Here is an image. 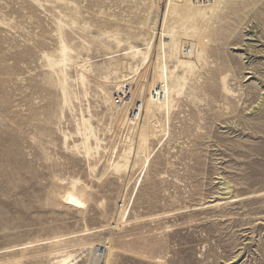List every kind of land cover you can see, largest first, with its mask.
<instances>
[{
    "label": "rangeland",
    "instance_id": "rangeland-1",
    "mask_svg": "<svg viewBox=\"0 0 264 264\" xmlns=\"http://www.w3.org/2000/svg\"><path fill=\"white\" fill-rule=\"evenodd\" d=\"M37 1L0 0V264H53L62 253L71 264H264V21L256 16L263 1L221 0L209 22L189 13L179 19L177 0ZM104 31L118 32L123 46ZM60 32L74 51L70 107L62 106L47 60ZM168 33L175 43L196 39L204 60L177 69L182 91L171 94L170 111L149 118L139 154V125L126 142L127 129L111 118V97L141 58L108 57L150 40L144 79H131L135 98L145 99ZM169 45H162L168 70L178 66ZM84 60L85 89L75 66ZM226 74L237 98L222 92ZM81 115L99 141L96 151L89 140L87 156L76 135ZM64 136L71 138L65 145ZM122 158L127 168L116 171ZM74 180L90 190L83 212L58 199Z\"/></svg>",
    "mask_w": 264,
    "mask_h": 264
},
{
    "label": "bare ground",
    "instance_id": "bare-ground-1",
    "mask_svg": "<svg viewBox=\"0 0 264 264\" xmlns=\"http://www.w3.org/2000/svg\"><path fill=\"white\" fill-rule=\"evenodd\" d=\"M252 1H255V0H251V2ZM261 1H263V5H262L263 8L262 9L264 10V0H261ZM33 2H35V1H33ZM36 2H38V1L36 0ZM177 2L178 3L176 5V8H174V9H181L180 11L178 10V12H177V14H178L177 16L179 19L186 18L187 14L189 13L193 17V19L197 18V19H200L201 21L210 20V17H212L214 14H217L216 12L223 9V6H224L223 4H221V0H212V1H209V3H205V2L201 3V2H199V0H177ZM168 9H169V7L167 8V11L165 13L166 15H165L163 22H162V25H161L162 26L161 28H163V29L161 31H159L161 36L164 35L165 30L169 29L167 27L168 26L167 15H168V13L170 15H172V14L170 13L171 9H169V10ZM208 13H211V15L208 16L207 15ZM189 16H187V17H189ZM256 16L260 17L261 20L264 21V11L263 12H257ZM58 22H60V21H58ZM58 24H59V31H61V24L57 23V25ZM75 24L76 23L72 22V26ZM229 26H230V29L231 28L236 29L235 25H229ZM145 31L146 32L148 31V35L154 34V32H155L154 30L149 29V28L146 29ZM200 32H201V28L197 27V28L193 29V33H194L195 37H196L195 34L196 33L198 34ZM102 34H103V35H101L102 37H104L108 40L112 39L113 41H115L118 48L119 47L121 48L123 46L121 44L123 42L119 41V33L118 32L104 31V32H102ZM168 35L170 36L171 39L167 40L166 44L161 43V38L159 39L158 49L160 50V52L156 56L157 61H156V66L153 70L154 75L152 77V81L151 82L149 81V83H146L145 85H143L144 90L147 89V94L145 96V99H141V97H139L140 99L135 98V96H137L138 93L135 94V92H132V90L134 88L132 86L131 79L134 78L135 76H136V80H138L139 82H141V80L144 79L143 74L145 73L144 72L145 67L148 66L149 61H150L149 52L152 50V43L150 42V40H147L145 42L146 47L143 49L142 48L138 49L137 47H135L131 44H127L129 46H128V50L125 53L119 54V55L114 54V56L112 55V56L108 57V60H111L112 58H114L116 56L122 55L125 58L128 55L134 61L141 58L138 65L132 68L133 76L130 77V76L124 75L122 80L114 85V90H113L112 97H111L112 107H113L112 109H115L114 113H111V115H112L111 118L116 121V123L119 127L123 126V127H125V129H127L126 130V132H127L126 142L131 143V138L135 135V133L137 131V126L139 125L138 127L140 128V130H139L140 133L137 135V138H138L137 139V143H138V145H137L138 149L137 150H138L139 154H143L146 151V146H145L147 143V141H146L147 140V128H146V126H147V123L149 122V118L151 116L155 117L156 111H163V112H167L168 110L170 111V106H169L170 99L169 98H170L171 94H173V93L178 94L180 91H182V83L185 80H184V76L179 77L177 75V72H178L177 69L179 67H181V68L185 67V68H188V70H192V69H195L199 66V63L202 59L204 60L203 54L198 50V46L200 45V43L197 42L196 39H194V38L188 39L190 42L189 43V42H187L188 40L185 37L186 35H183L182 39L178 43H175L172 40L171 35L169 33H168ZM216 37L222 38V35L220 36L218 34V35H216ZM99 38H100V36H99ZM65 43L66 42H64L63 33L60 32V36H59V46L60 47H58L59 49L57 51V54L55 56H50V58H48L47 56L46 57H47V60L50 62L51 71L53 72V74L57 75V77H58V83H59V88L61 89L62 102H63L62 106L70 107L71 103H72L70 101L72 95L69 94V90H71V89L68 88L69 77H68V74H66V72H67L66 70L68 68L69 63L73 61V57H71V56H72V54H74L73 53L74 51L71 49L70 46L66 45ZM168 44H170L169 46L173 47V49H170V55L175 56L176 60L178 62V66H175L173 69H169V70H168V67L166 64V60H165L166 54L162 50V45L165 47V46H168ZM188 45H189L190 49H189V51H188V49H185L184 52L189 53L186 55V54L182 53L181 50L183 49L184 46H188ZM108 50L110 51V48H108ZM143 50H145V51H143ZM115 52H118V51H112V53H115ZM52 58H54V59H52ZM87 64H88V60L87 61L84 60V65H81V66L75 65L77 68L76 74L78 75L77 76L78 77V83L80 84L79 86H81V88H83V89H85L84 86L86 84V77H85V75L79 73L78 71H84V68ZM120 65H121V69H124L125 62L121 61ZM152 66H153V64H152ZM248 66L251 68L253 73H257L258 68L253 66L252 60L249 62ZM228 76L229 75L226 74L224 76H221V78H219L220 79L219 83L221 84L222 92L226 96H234L237 98L238 94L233 89H231L227 83V81H228L227 77ZM237 78H238V76H237ZM242 78H243V76H241V79ZM155 81H156V84H159V85L154 88L153 84L155 83ZM172 83H174L175 86L172 85ZM126 85L129 86L127 89H126ZM176 88H178V90H176ZM99 89H101V88H99ZM119 92H121L123 94L122 96H124V97L123 98L119 97V100H118L119 102L117 103L114 100V95L119 93ZM104 95H106V94L104 93ZM159 95L162 96V99H163L162 101H159V99H158ZM73 98L76 101H78L77 97L74 96ZM105 103H106V106H108L107 100H105ZM138 105H139V107H138ZM261 106H264V101L261 104ZM259 107H260V105H259ZM135 113L137 115H135ZM163 114H165V113H163ZM167 118H168V116H167ZM141 120H142V125H140ZM153 126L156 130L158 129L156 122ZM76 130H77L76 135L81 139V141L79 142L81 144V147H79L78 144L75 145V147L78 146L80 149L83 148V152L86 154L85 156H87L89 154L90 150L93 149L92 146L89 144L90 139H93L94 143L96 144L95 150L96 151L99 150V147H98L99 141L96 138L97 136L95 137V135H94V130L92 129V127L90 125L89 119L84 118L81 115V118L78 119V124H77ZM67 139L68 138L66 136H64V145H65V143H67L66 142ZM70 139H68V140H70ZM130 150L131 149L129 148V151ZM126 154L128 155V153H126ZM120 159H121V157H120ZM122 160H123L124 164H120V162H116L114 164V162H113L114 169L116 171H120L122 169L124 170L127 168L126 164H128V160H125L123 158H122ZM147 162H148V160L146 157L145 160L143 161L141 167L144 168V166L146 165ZM58 199H60V201L63 202L66 205V207H68L72 210H77V211L83 212L86 210L88 203H89L90 190H89V188L85 187L82 183L76 182L74 180L73 183L70 186H68V188L63 190V192L61 193L60 197H58ZM125 213H126V211H124L122 213L123 217L126 216ZM86 232H88V231H86ZM55 239L56 238L54 237V241H55ZM40 242H42V240ZM25 246H26V244H25ZM25 246L22 247V250L26 249ZM73 260H74V258L72 255H69L67 253H64V254L62 253L61 256H58L56 258V261L54 260L55 262L53 264H71V262ZM13 261H14V258H13Z\"/></svg>",
    "mask_w": 264,
    "mask_h": 264
},
{
    "label": "built area",
    "instance_id": "built-area-1",
    "mask_svg": "<svg viewBox=\"0 0 264 264\" xmlns=\"http://www.w3.org/2000/svg\"><path fill=\"white\" fill-rule=\"evenodd\" d=\"M209 1H212V0H199V2H205V3H209ZM129 86L128 85H126V89L128 88ZM123 94L121 93V92H119V93H117V94H115L114 95V100L118 103L119 101V97H121V98H123L124 96H122ZM138 107H139V105H138ZM135 115H137L136 113H135Z\"/></svg>",
    "mask_w": 264,
    "mask_h": 264
}]
</instances>
